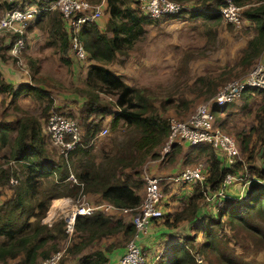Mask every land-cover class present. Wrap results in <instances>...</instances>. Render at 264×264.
<instances>
[{"label": "trees", "instance_id": "trees-1", "mask_svg": "<svg viewBox=\"0 0 264 264\" xmlns=\"http://www.w3.org/2000/svg\"><path fill=\"white\" fill-rule=\"evenodd\" d=\"M85 1L105 3L109 20L104 31L95 22L84 24L79 32V40L93 64L86 73L85 88L79 93L85 102L81 118L83 138L71 152L69 161L63 156L56 160L50 155L39 118L25 113L9 123L3 114L5 117L2 115L0 120V198L4 187H12L14 191L12 197L0 205V264H41L60 252L61 242L68 237H72L73 241L66 251V257H76L77 264H109L110 255L121 249L113 244L100 246L99 249L95 247L120 235L125 241H131L136 235L131 220L125 222L123 218H117V212L107 215L96 211L90 216L78 217L70 236L63 217L51 225L44 223L52 201L60 198L75 201L81 196H94L99 198L97 203H107L117 210L137 208L142 200L141 182L136 180L140 169L148 159L159 157V148L170 134V120L164 114L171 108L180 112L187 110L191 104L186 100L178 102L171 93L156 107L148 91L128 85L108 69L118 55L128 54L136 36L144 31L142 26L147 20L140 14L137 3L133 0ZM171 1L187 8L169 18L189 16L190 20L202 18L216 25L222 20L218 11L223 7L224 0ZM24 2L43 6V1ZM258 3L254 5L248 0H235L238 7H244L243 18L254 26L253 36L235 67L224 69L216 78L204 81L203 86L209 96L215 94L217 85H224L234 77L235 72L241 74L249 71L264 52V1ZM4 6L12 10L19 6V2L6 0ZM34 29L46 31L48 46L58 49L63 62L70 64L67 59L70 36L59 11H46L30 27V33ZM5 47L0 51V59L4 63L7 62L6 54L2 53L9 51V46ZM38 66V60L30 59L32 84H22L16 88L7 83L0 72V94L11 97L15 110H20L15 105L23 94H34L45 100L48 106L42 114L43 118L48 115L54 101L45 89L36 85ZM256 93L264 94V90H246L242 95L245 104ZM102 95L115 100L106 101L101 98ZM211 113L215 121L222 112L214 107ZM107 118H110L111 132L121 131L125 139L113 150L102 151L97 163L92 154V143ZM224 125L225 121H222L217 126L223 128ZM236 139L245 158L229 166L224 157L209 145L186 152L183 164L192 165L199 158L205 159L207 176L201 184L191 189L184 208L166 216L165 225L174 229L183 222L196 224L193 230L195 236L172 242L169 253L162 254L157 264H258L255 257L264 253V165L257 166L255 159L258 154L264 159V104L258 108L249 132L244 136L238 135ZM181 147L174 144L172 155L180 154ZM125 170H131L135 178L127 174L123 177ZM72 173L78 183L66 181ZM243 173L253 177L254 181L246 186L245 181L241 182L245 187L242 198H216L212 204L215 212L211 210L207 215H200L205 205V195L216 193L227 175ZM12 180L17 181L16 186H12ZM45 185L47 189L41 191ZM218 200L221 201L219 204ZM197 234L202 238L199 249L193 246ZM90 249L91 252H88ZM65 256L59 264H65Z\"/></svg>", "mask_w": 264, "mask_h": 264}, {"label": "rangeland", "instance_id": "rangeland-1", "mask_svg": "<svg viewBox=\"0 0 264 264\" xmlns=\"http://www.w3.org/2000/svg\"><path fill=\"white\" fill-rule=\"evenodd\" d=\"M5 1L6 0H0V19L3 18L8 11L4 6ZM259 1L262 0H248L249 3L254 5H258ZM133 2L137 3L135 0H133ZM243 10L244 7H241V16ZM104 12L105 11L102 12L100 18L102 20V24H104L106 19ZM241 18L244 19L243 16ZM171 19L173 18H158L153 19L154 21L151 20L149 23L147 20L145 22L146 25H144V28H146L144 30L145 32L141 31V33L136 36L133 45L128 50V54L126 56L118 55L116 60L108 67L111 72L120 76L128 85L148 91L156 107H159V103L165 101L171 93L173 97L178 100V102H181L182 100L191 102L187 110L180 112L175 108H171L164 114L170 121L174 120L183 122L189 119L198 105L209 102L224 85L249 73L254 65L258 63V60L249 71L241 74L235 72L237 75L234 74V77L226 81L224 85H217V91L215 94L213 96H209L207 91L204 89V81L211 79L212 77L216 78V76L221 74L224 69L235 67L238 60L242 56V52L246 48L248 40L253 36L254 26L251 25V23L248 24L244 19L245 21L240 20L238 27H228L227 24L221 20L220 25L214 27V38L210 39L205 36V27L201 25V22L192 23L186 19L183 20V18L178 20ZM34 30L32 32H34ZM38 30L39 35H37V37L34 35L35 37L28 41L26 49L22 52L20 59L17 60L11 57L8 51L3 52L2 54H6V63L12 64L15 71L22 73L27 72L26 76L29 78L28 83L31 82L29 75V60H38L39 73L36 75V85L41 89H45L51 95L54 105L48 112V115L42 118L45 107L47 109L48 106V103L45 100L38 98L34 94H23L20 98H18V104L15 105L18 106V108L23 109L20 111L15 110L14 106L11 105L10 96H3L0 94V120L2 119L3 114H5L8 118L9 116H12L19 119L26 113L39 118L42 124L43 132L47 137L48 151L53 158L60 160L57 149L53 146L47 135V121L52 112L64 111L68 112L73 118L78 119L79 124L82 127L81 118L83 117L82 113L84 110V100L81 99L79 93L85 88L86 73L88 71L89 64H91L92 61L87 58L83 62H78L74 57H72L73 59L70 57L69 51L67 59L70 61V64L63 62L61 52L53 46H48L49 36L46 31L40 29ZM101 31H104V29H101ZM7 41H9V39L0 38V51L2 48H6L5 46L8 44ZM17 86L18 85H16V87ZM181 96L184 97L181 98ZM101 98L106 101H109V99L113 101L115 100L103 95ZM263 104L264 94L256 93L246 104L245 97L241 96L237 102L223 110V112L217 116L218 120H215L216 122H214L219 125V123L225 121L224 127H220V129L227 135L233 137L238 143L236 138H238V135L240 136V134L244 136L249 132L250 128L254 125V116L258 108H260ZM243 106L244 109H242ZM5 115L3 116L5 117ZM105 120L101 129L103 130L106 128L107 134L103 137H99L92 143V154L95 155L97 163L100 159L102 151L112 149L125 139L124 134L121 131L111 132L109 127L110 118ZM164 144L159 148V157L155 160L148 159L141 167L140 175L136 178L137 181L141 182V197L143 195V178L145 176H170L179 171L193 167L198 163L204 164L202 158L197 159L192 165L188 164L189 166L183 164L185 154L188 150L183 151L182 149L180 154L177 156H173L172 152H170L161 160V152H163V148L165 147ZM184 148L188 149V146L185 145ZM244 158L245 155L240 150L239 160H244ZM255 160L257 166L264 165V159L260 157V154L256 156ZM154 167L156 169H154ZM126 174L135 178L131 170H125L123 177H125ZM16 185L12 184V186ZM43 189H47V186L45 185L41 188V191ZM176 189H183V187H178ZM244 189L245 187L243 184H237L233 187L235 194H243ZM171 192V188H163V193L166 195H169ZM13 193L14 191L12 187H4L2 197L0 198V205L7 202L9 198L12 197ZM230 194L232 193H229L228 195L230 196ZM174 198L175 197L170 198V200H168V204L166 203L167 212H169V214L173 211L178 212L186 206L185 200L182 199L181 201H178L179 203L175 205V208H171V210L168 211L170 208L169 202L173 204ZM61 199L68 202L70 200L73 201L70 198H60L58 200ZM85 200L88 204H96L99 202V199L94 196H86ZM53 205L54 200L51 203L46 218L49 216ZM212 207L213 205L211 204L210 209H202L203 214L207 215L211 210V212H215V209ZM60 213L61 211H58L56 212V215L58 216ZM65 213L61 215L64 219L66 218ZM166 215H168V213ZM51 216H53V214ZM112 217L116 218V216ZM124 217L125 215L123 214L117 215V218H123L129 221L130 217ZM166 219L167 218L164 217L160 220V222L156 223L155 227L160 229L156 231L154 244L150 246L151 250L155 247L156 251V244L159 242L162 243L161 241L163 237L168 239V237L172 236L170 237L171 245L172 242H176L180 238L195 236V232L193 230L196 224L194 226L193 224L183 222L176 228L172 229L164 224ZM149 233L152 234V230ZM71 239L72 237H68L60 244V252H63L64 256L73 241ZM128 242L129 240L125 241L122 235H120L110 238L107 241H102L95 247V249H99L100 246H105L107 244H113L116 245L117 248L121 249V251H125V247ZM201 243L202 238L199 234H197V240L193 246L195 249H199V245ZM88 252H91V249L88 250ZM111 256L114 259L116 252L111 254ZM154 256L155 255L152 254V258L149 259L152 260ZM145 257L148 258L146 252ZM65 258V264H77L76 257L65 256ZM255 258L258 264H264L263 252L259 253ZM158 262L159 261L157 260L155 264Z\"/></svg>", "mask_w": 264, "mask_h": 264}, {"label": "built area", "instance_id": "built-area-1", "mask_svg": "<svg viewBox=\"0 0 264 264\" xmlns=\"http://www.w3.org/2000/svg\"><path fill=\"white\" fill-rule=\"evenodd\" d=\"M43 1V6L39 4L29 5L24 0H8L10 3L19 2V6L8 10L0 19V38L9 39V55L15 59H20L22 52L31 36L30 27L46 11H59L65 24L66 31L70 36V50L72 56L78 62H83L88 58L79 40V32L86 23H95L101 17L104 3L92 4L85 0H38ZM147 17L150 19L168 18L177 15L187 6L171 0H135ZM241 7L235 4V0H224V5L219 9L222 21L233 27H238L242 19ZM252 70L245 76L235 79L224 85L217 94L207 103L200 104L188 120L183 122L170 121V134L165 142L161 160L167 156L174 144L188 146L187 150L197 148L202 145L211 146L219 155L223 156L230 164L239 161L240 150L233 137L227 135L218 127L211 113L216 107L223 112L231 103L237 102L243 93L248 89L264 90V62L257 61ZM107 134V129L101 130L95 139ZM47 135L57 149L59 156H63L66 161L72 151L76 149L83 138V129L79 125V120L73 118L68 112L54 111L47 121ZM187 168L170 176H145L143 178V195L140 205L133 209H114L107 203L88 204L85 196H81L77 201H69L66 207L58 206L53 216L44 219L45 224H52L65 213L67 223L66 231L71 236L74 232V225L78 217L90 216L96 211H101L107 215L117 212L129 216L135 227L136 234L141 232L146 226L163 217V207L166 202V194L163 188H171V194L178 187L192 189L203 182L206 172L207 162ZM235 178L245 181L244 185L251 184L253 177L243 173L241 175H227L221 184L220 189L213 194L205 195V204L215 201L216 198L226 197V191L234 182ZM66 181L78 183L74 174H71ZM11 184L16 185L17 181L12 180ZM165 186V187H164ZM167 186V187H166ZM219 201V200H218ZM221 201L218 202V204ZM61 211L57 216L56 212ZM134 212V213H133ZM63 257V252H58L41 264H59ZM118 264H147L144 250L137 244L135 238L129 241L125 251L118 261Z\"/></svg>", "mask_w": 264, "mask_h": 264}, {"label": "crops", "instance_id": "crops-1", "mask_svg": "<svg viewBox=\"0 0 264 264\" xmlns=\"http://www.w3.org/2000/svg\"><path fill=\"white\" fill-rule=\"evenodd\" d=\"M133 7L135 6V5H132ZM189 9L191 8V7H188ZM103 11H105L104 12V16L106 17V19H105V21H104V24H102L101 23V17L97 20V24H98V26H99V28H100V30L101 29H104V27H105V25H106V23H107V21L109 20V15L108 14H106V6H105V3H104V5H103ZM189 9H187V10H189ZM140 14L142 15V16H144L145 17V19L146 20H148V23L151 21V20H153V19H150L149 17H147L146 15H144V13L140 10ZM178 19H180V18H178ZM178 19H171V20H178ZM184 19H186V20H188V21H191L192 23L193 22H197V23H199V22H201L202 24V26L203 27H205L204 29H205V36H207L208 38H210V39H212V38H214V27L215 26H217L216 24H214V22L213 21H209V20H206V19H202V18H197L196 20H190L189 19V16L187 17L186 16V18H183V20ZM154 21V20H153ZM155 21H157V20H155ZM190 22V23H191ZM248 24H250L248 21H246ZM146 25V24H145ZM218 25H220V23L218 24ZM142 29L143 30H145L146 28H144V25L142 26ZM192 29H194V28H192ZM195 30V29H194ZM145 32V31H144ZM32 36H30V38H29V40L31 39V38H34L35 36L37 37V35H39V30L38 29H35L34 30V32H32V34H31ZM35 35V36H34ZM32 44V43H31ZM70 57L72 58L73 56H72V52H71V50H70ZM73 59V58H72ZM257 60H261V61H263L264 62V52L261 54V56L259 57V59H257ZM91 64H93L92 62H91ZM91 64H89V66L91 65ZM108 69L110 70V68L108 67ZM0 72L3 74V78L6 80V82L7 83H9V84H12V85H14L15 86V88H16V85H22V84H32L31 82L30 83H28V81H29V78H28V76H26V74H27V72H24V73H22V72H18V71H15L14 69H13V65L12 64H10V63H4L3 61H1V59H0ZM29 75H30V78H31V72H30V70H29ZM17 86V87H18ZM10 101H11V98H10ZM83 103H85V102H83ZM17 104H18V102H17ZM84 105V104H83ZM22 109V108H21ZM20 109V111H22ZM17 118H15V117H12V116H9V118L8 117H6V122H12V121H15ZM238 144V143H237ZM238 146H239V144H238ZM185 146H183L182 147V150L184 151V150H187V149H185L184 148ZM240 147V146H239ZM241 150V149H240ZM203 160V162H205V159H202ZM225 160V163L229 166V165H232V164H230L226 159H224ZM154 169H156L155 167H154ZM155 171V170H154ZM205 172H207V166H206V169H205ZM242 181H239V180H237L236 178H235V180H234V182L229 186V188L227 189V191H226V196H229L228 194L229 193H232V194H230V196H238V197H240V198H242L243 196H244V193L243 194H235V191H233V187L234 186H236L237 184H242L241 183ZM231 188V189H230ZM230 189V190H229ZM229 190V191H228ZM228 192V193H227ZM190 193H191V190L188 188V186L187 187H183V189H176L172 194L170 193L169 195H166V199H167V202H165V204H164V207H163V217L160 219V220H162L164 217H166L167 215V213H168V215H171V214H174V212L175 211H173L171 214H169V212H167V207H166V205L168 204V200H170V198H172V197H175L174 198V202H173V204L171 203V202H169V205H170V208H169V210L168 211H170L171 210V208H175L176 206V204L177 203H179L178 201H181L182 199H186L189 195H190ZM98 198V197H97ZM99 199V198H98ZM60 203V204H59ZM167 203V204H166ZM183 203V202H182ZM70 203L68 202V201H66V200H55L54 201V205L52 206V210L50 211V217H51V215L54 213V210L56 211V209L58 208V206L59 205H61L62 207H66V206H68ZM181 204V203H180ZM210 206H211V203H207V204H205L202 208H201V210H200V215L201 214H203V211H202V209H210ZM181 210V209H180ZM166 212V213H165ZM126 217H128L129 218V216H125L124 218H126ZM46 219V218H45ZM160 220H155V221H152V222H150L147 226H146V228H144L141 232H138V234H136L135 235V241L137 242V244L147 253V256H148V258H147V263L148 264H155L156 262H157V260L158 261H160V257H161V255L162 254H165V253H169L168 252V247H169V245H170V237H172V236H170V237H168V239H165V237H163V239H162V243H158V244H156L157 245V247H156V251H158V252H156L155 251V247L151 250L150 249V246H152V244H154V238H155V235H156V231L158 230V229H160V228H158V227H155L156 226V223H158V222H160ZM124 221L125 222H128L126 219H124ZM129 221H130V219H129ZM169 222H171V220L169 221ZM188 223V222H187ZM164 224H165V222H164ZM189 224H192V223H189ZM151 230H152V234L151 233H149V232H151ZM148 233H149V235H148ZM172 235V234H171ZM160 247V248H159ZM123 253H124V251H121V250H118V251H116V256H115V258L113 259L112 258V256L110 255V261H109V264H118V261H119V259L121 258V256L123 255ZM152 254H154L155 256L153 257V259L152 260H150L151 258H152ZM150 258V259H149ZM77 263V262H76Z\"/></svg>", "mask_w": 264, "mask_h": 264}, {"label": "water", "instance_id": "water-1", "mask_svg": "<svg viewBox=\"0 0 264 264\" xmlns=\"http://www.w3.org/2000/svg\"><path fill=\"white\" fill-rule=\"evenodd\" d=\"M199 264H202V262H199Z\"/></svg>", "mask_w": 264, "mask_h": 264}, {"label": "bare ground", "instance_id": "bare-ground-1", "mask_svg": "<svg viewBox=\"0 0 264 264\" xmlns=\"http://www.w3.org/2000/svg\"><path fill=\"white\" fill-rule=\"evenodd\" d=\"M55 201V200H54Z\"/></svg>", "mask_w": 264, "mask_h": 264}]
</instances>
